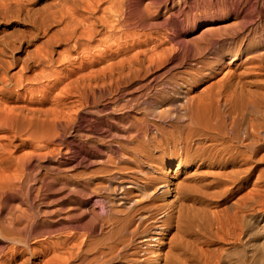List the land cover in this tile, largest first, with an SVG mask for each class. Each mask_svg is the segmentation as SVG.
I'll use <instances>...</instances> for the list:
<instances>
[{
    "label": "bare ground",
    "instance_id": "6f19581e",
    "mask_svg": "<svg viewBox=\"0 0 264 264\" xmlns=\"http://www.w3.org/2000/svg\"><path fill=\"white\" fill-rule=\"evenodd\" d=\"M255 195L264 0H0V264H264Z\"/></svg>",
    "mask_w": 264,
    "mask_h": 264
},
{
    "label": "rangeland",
    "instance_id": "374dc122",
    "mask_svg": "<svg viewBox=\"0 0 264 264\" xmlns=\"http://www.w3.org/2000/svg\"><path fill=\"white\" fill-rule=\"evenodd\" d=\"M145 34H147V33H145ZM177 70H180V69H177ZM177 70H174V71L177 72ZM174 71H172V72L174 73ZM166 77H168V76H166ZM136 100H138V101H136ZM136 100L133 102L134 104L132 103L133 104L132 107L134 109L135 108L136 109H138V108L142 109L143 107L146 106V104H145L146 99L144 97H140V99L138 98ZM140 107H142V108H140ZM258 198L259 197L257 195H255V204H254L255 207L252 211L249 212V213L255 214V215H253L255 218H257L260 215H264V210H263L264 209V200H263L264 198L263 197H260L259 199ZM261 198H263V199H261ZM262 200H263V202H262Z\"/></svg>",
    "mask_w": 264,
    "mask_h": 264
}]
</instances>
